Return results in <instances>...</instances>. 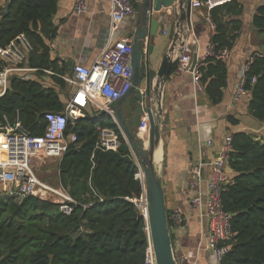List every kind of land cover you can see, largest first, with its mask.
I'll list each match as a JSON object with an SVG mask.
<instances>
[{
  "label": "trees",
  "instance_id": "obj_1",
  "mask_svg": "<svg viewBox=\"0 0 264 264\" xmlns=\"http://www.w3.org/2000/svg\"><path fill=\"white\" fill-rule=\"evenodd\" d=\"M244 1L230 0L210 10L213 35L209 44L216 53L230 51L235 44L241 23L234 18L241 16ZM57 4L58 0H0V48L24 34L33 47L28 67L63 76L66 67L50 59ZM251 24L263 35V41L262 50L245 73V88L250 93L247 113L263 123L264 4L256 9ZM226 63L215 58L198 62L203 92L212 105L222 101L227 84ZM175 70L173 65L171 73ZM41 76L44 73L36 72L24 81L12 75L6 94L0 98V120H13L18 115L34 136L44 132L45 114L63 112L61 96L68 91L67 84L57 76ZM148 76L152 79L154 74ZM88 113L84 119L67 123L66 136L75 134L77 142L55 165L58 184L73 201L69 204L72 212L64 215L58 205L34 197L0 195V264L142 263L146 222L129 201L142 194L135 178L138 159L134 160L107 114L97 117L98 112L92 109ZM226 121L237 124L232 117ZM98 126L118 133L121 145L116 152L96 149ZM228 166L235 177L222 195V204L224 211L232 215L234 236L227 241L229 251L219 264H264V145L248 134H233Z\"/></svg>",
  "mask_w": 264,
  "mask_h": 264
},
{
  "label": "crops",
  "instance_id": "obj_2",
  "mask_svg": "<svg viewBox=\"0 0 264 264\" xmlns=\"http://www.w3.org/2000/svg\"><path fill=\"white\" fill-rule=\"evenodd\" d=\"M132 1L135 14L118 26L112 35V42L121 39H129L133 42L136 18L140 14L143 0ZM196 1L202 3L199 0ZM73 2L74 0H58L56 14L53 18L56 35L49 43L50 59L56 61L59 67L65 66L67 69L63 76L69 75L72 66L78 62H83L87 67L93 64L110 36L108 16L110 0H88L87 9L81 15L72 12ZM261 4H264V0H245L242 3L241 16L234 18L240 21L241 26L238 38L230 50V57L226 61L227 84L223 89V98L219 104L212 105L203 91H196L187 73L176 71L170 73L162 90L160 148L165 202L167 211L171 212L176 209L184 218L181 227H171L169 222V231L175 250L190 253L194 257L196 250L200 248L196 255V264L215 263L210 253L205 251L209 225L202 216L204 210L195 209L189 203L192 196L189 189L192 169L203 164L202 178L206 180L210 172L209 164L218 156L226 135L245 133L264 145V122L256 121L247 113L250 93L248 92L238 101L233 100L241 70L253 56L258 55L262 50L263 36L251 24L252 17ZM164 12L163 8L159 16L154 12V17L159 23L156 35L150 42L153 50L148 57L147 65L145 43L141 45L140 84L135 90L132 87L128 96L119 101L120 103L111 104L118 107L121 118L127 126L131 124L133 114L129 110L136 104L135 97L145 93L146 74H156L160 61L173 38V17L171 14L164 17ZM190 23L191 27L187 31L186 40L187 43H192L193 40L197 42V47H192L191 55L197 54V59L202 61L204 49L213 35V26L206 20L204 6L191 8ZM38 72L44 73L41 79L53 73L52 71L46 72V70H38ZM69 92L68 88L67 94L61 96L64 104ZM156 98L157 96H155V101ZM111 105L107 108L112 112L109 108ZM103 113L107 114L101 111L96 116L99 117ZM227 117H232L237 124L232 125L227 122ZM134 160L136 161V158ZM227 177L234 182L235 173L229 166H227ZM201 189L205 191L204 183Z\"/></svg>",
  "mask_w": 264,
  "mask_h": 264
},
{
  "label": "built area",
  "instance_id": "obj_3",
  "mask_svg": "<svg viewBox=\"0 0 264 264\" xmlns=\"http://www.w3.org/2000/svg\"><path fill=\"white\" fill-rule=\"evenodd\" d=\"M87 1L74 0L72 12L77 15L85 13ZM229 1L205 0L200 3L194 0L191 1V8L204 6L206 20L210 23V10ZM134 14L135 9L132 0H110L108 11L110 36L108 42L95 62L89 67L85 66L83 62H78L72 66L69 75L57 76L67 84L70 92L62 113L45 114L46 125L41 135H32L21 124L18 115L13 120L6 117L0 120V195L16 198H38L58 205L61 213L70 215L72 209L69 204L73 201L66 191L59 184L54 186L43 181L37 173L47 162H59L68 148L76 144L75 134L67 136L65 134L67 123L88 117L89 109L96 113L106 112L123 137L113 113L107 107L126 98L133 87V42L129 39L112 42V35L124 20L131 18ZM192 47H197V42L193 40L192 43H187L186 38H184L183 46L178 47L175 51L173 64L176 66L175 71L177 73L190 75L194 89L200 92L203 91V87L200 82L201 74L197 68L199 59H197L195 67L191 69ZM32 50V44L24 34L18 35L6 47L0 48V98L6 94L9 78L12 75L28 81L31 79L32 73L38 72V70L27 66ZM229 57L230 51L223 50L216 53L214 47L208 44L204 49L202 60L215 58L228 61ZM253 58L254 56L241 70L239 83L235 88L234 101H238L248 93L245 88V73L248 71ZM96 132L98 134L96 149L104 152H116L119 149L121 141L115 130L98 126ZM136 133L139 139L142 135L148 136L146 115L141 117L140 126ZM231 152L232 134L225 136L218 156L209 164L210 172L207 179L203 180V164H199L192 169V178L189 182V189L192 192L189 203L195 209L204 210L202 216L209 225L205 251L210 253L215 264H219L228 253L229 246L226 243L234 236L232 215L224 211L222 204V195L234 183L227 177L228 159ZM141 174L138 167V174L135 175V178L139 182L142 180ZM203 183L205 185L204 192L201 189ZM141 187V196L139 198L133 197L129 201L144 214L145 199L142 184ZM167 218L171 227L174 228L181 227L184 220L181 213L176 209L172 210ZM199 250L200 248L196 250L193 257L190 253H183L173 248L176 264H196V255ZM141 264H156L148 234Z\"/></svg>",
  "mask_w": 264,
  "mask_h": 264
},
{
  "label": "water",
  "instance_id": "obj_4",
  "mask_svg": "<svg viewBox=\"0 0 264 264\" xmlns=\"http://www.w3.org/2000/svg\"><path fill=\"white\" fill-rule=\"evenodd\" d=\"M9 3L6 4L5 12ZM164 9V17L171 14L174 21V34L170 46L163 55L158 70L152 79L146 74V88L144 94L135 97L136 104L129 111L133 114L130 126H127L121 118L117 106L111 105L113 115L123 134V139L131 153L138 159L140 172L142 173L147 234L149 235L156 264H176L171 235L168 227L167 207L164 196L161 163H156L155 153L161 147V116H162V90L173 67V56L178 47L183 46L187 31L190 30L191 0H143L140 14L136 18L133 37V90L140 84V61L142 59L141 45L146 47V65L148 57L152 54L151 39L156 35L158 23L154 12L161 14ZM197 54L192 55L191 69L195 67ZM155 96H157L155 101ZM120 103V102H119ZM146 115L148 120L147 146L137 136L140 119Z\"/></svg>",
  "mask_w": 264,
  "mask_h": 264
},
{
  "label": "rangeland",
  "instance_id": "obj_5",
  "mask_svg": "<svg viewBox=\"0 0 264 264\" xmlns=\"http://www.w3.org/2000/svg\"><path fill=\"white\" fill-rule=\"evenodd\" d=\"M134 158H136V157H134ZM55 162L54 161L47 162L41 168V170L38 171V173H37V175L39 176L40 179H42L43 181H45V182H47V183H49L51 185H54V186L57 184V179H56V176H55L56 175L55 174V165H56L57 162L56 163Z\"/></svg>",
  "mask_w": 264,
  "mask_h": 264
},
{
  "label": "bare ground",
  "instance_id": "obj_6",
  "mask_svg": "<svg viewBox=\"0 0 264 264\" xmlns=\"http://www.w3.org/2000/svg\"><path fill=\"white\" fill-rule=\"evenodd\" d=\"M142 138H143L145 141H144ZM140 139H142V140L144 141L145 146H147V137L144 136V135H142V136H140ZM161 157H162V151H161V148L159 147V148L157 149L156 153H155V161H156V163H160V161H161ZM141 175H142V174H141ZM141 175H140V178H141Z\"/></svg>",
  "mask_w": 264,
  "mask_h": 264
}]
</instances>
